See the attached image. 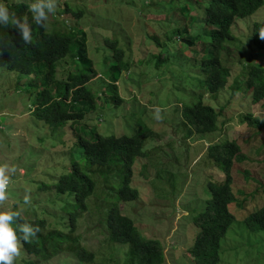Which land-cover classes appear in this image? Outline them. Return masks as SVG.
<instances>
[{"label":"rangeland","instance_id":"1","mask_svg":"<svg viewBox=\"0 0 264 264\" xmlns=\"http://www.w3.org/2000/svg\"><path fill=\"white\" fill-rule=\"evenodd\" d=\"M8 1L28 5V0ZM193 2L56 0V9L45 22L46 33L61 34L67 26L74 33L84 34L88 57L96 71V77L87 87L99 100L95 109L85 111L83 120L73 125L55 129L36 119V93L42 90V78L9 72L0 55V169L8 176L6 199L0 201V210L17 209L24 217L43 218L52 226L64 227L67 219H71L77 226L81 245L95 254L94 264L108 261L129 264L127 256L124 257L128 245L110 244L106 240L108 214L112 207L118 206L143 238L158 240L163 245V264H195L188 253L196 234L193 217L204 211L210 198L207 183L223 181L219 167L208 157L207 147L232 140L235 130L244 127L243 116L247 112L264 117V100L252 104L245 84L241 83L242 77L237 80L242 66L264 64V56L256 55L252 40L254 23L262 24L258 34L264 29V5L252 16L235 21L231 32L243 45L242 51L234 47L227 51L228 87L202 99L220 113L224 126L215 133L197 134L180 121L181 107L194 102L192 99L199 93L194 78L197 60L190 59L192 51L186 54L184 38L172 39L176 27L201 21L197 19L201 16ZM65 4L70 5L73 13L63 12ZM154 6L160 8L147 13ZM77 11L83 12L79 20L73 16ZM152 37L159 44L166 40L156 46ZM106 40L116 42L115 47L106 46ZM116 48L123 51V62L128 66L111 71V66L117 63L112 60ZM194 48L199 49L200 44L196 43ZM56 69L55 83L50 89L58 87L59 93L68 82L67 74L80 75L70 55L58 61ZM112 77L117 79L116 93L120 99L115 104L111 101L115 95L107 86ZM235 83L238 89L233 87ZM143 129L151 130V136L142 147L144 155L134 158L129 184L138 197L120 200L118 191L125 177L120 167L112 166L108 174L93 175L95 192L85 200V212L77 213L72 200L69 214H64L61 208L67 196L57 194L51 187L69 172L72 161H79L78 140L89 141L95 135L129 137ZM262 135L264 132L255 148L263 146ZM254 153L244 162V169L249 168L247 180L241 175L244 164L234 163L238 174L233 166L232 192L236 201L229 211L235 222L220 242L219 264H264L262 233H252L244 224L249 213L264 205V155L257 159L258 151ZM18 248L14 264L26 259L20 243ZM40 264L80 263L74 255L62 253Z\"/></svg>","mask_w":264,"mask_h":264},{"label":"trees","instance_id":"2","mask_svg":"<svg viewBox=\"0 0 264 264\" xmlns=\"http://www.w3.org/2000/svg\"><path fill=\"white\" fill-rule=\"evenodd\" d=\"M2 2L9 9L12 17L23 19L30 25V29L34 30L31 43L24 44L11 20L7 26H0V55L5 60V66L9 72L34 74L36 78H42V90L36 93L34 110L36 119L46 122L55 129L83 120L85 111L95 109L96 101L99 100V97H95L91 89L87 87L90 80L96 77V71L88 57L85 46L86 36L74 33L67 26L61 34L54 31L47 34L45 23L43 26L35 24L26 3L12 4L8 0H2ZM193 3L192 5H196L199 9L198 15L201 17L197 19L201 21L187 22L186 27L184 23L176 27L175 33H172L174 35L172 39L184 38V47L188 50L186 54L189 55L192 51L190 59L197 60L194 67L197 73L194 78L199 93L192 99L195 100L194 102L181 107L180 121L189 131L197 134L215 133L224 126L225 122H221V115L217 110L203 102V96H215L228 87L230 68L227 65V51L230 47L242 51L241 44L243 45V42H239L233 36L232 27L237 19L252 16L264 5V1L194 0ZM156 7L148 9L147 13H152ZM63 12L67 15L73 13L70 5L67 4ZM82 15V11L73 14L74 19L77 20L81 19ZM253 25L252 40L256 46V55L263 57L264 40L260 39L258 34L262 24L254 23ZM152 39V44L156 46L163 44L166 40L159 44L160 41L157 38L152 37ZM104 43L106 46L115 47L116 45V42L111 40H106ZM196 43L200 44L199 49L194 48ZM203 51L206 53L202 54ZM67 55H70L77 63L80 75L67 74L68 82L64 84V90L59 93L58 87L53 90L50 88L55 83L56 63ZM112 60L113 63L114 60L117 63L111 66V71L126 69L128 66L123 62V51L119 48L113 50ZM241 72L237 80L242 77L241 83L245 84L251 103L258 104L263 101L264 64L249 63L248 66L241 67ZM73 77L75 79L72 81ZM70 81L72 82L69 83ZM116 82L117 79L112 77L110 84L107 85L110 92L115 95L111 97L114 104L120 102L116 93ZM233 87L239 88L236 83ZM243 123L244 127L241 130H235L236 135L232 140L226 139L222 143H213L207 147L208 157L219 167L223 181L207 183L210 198L204 211L193 217L192 224L196 234L188 253L195 264H219L220 262V242L235 222V217L229 211V206L236 201L232 192L234 163L244 164L245 160L251 159V153L254 151L256 153L258 151L257 159L264 155V144L260 145L259 149L254 147L259 136L264 132V119L254 117L247 112L243 116ZM150 136L151 130L143 129L129 137L95 135L89 141L79 139L77 142L80 143L81 148L79 161H72L69 172L62 175L51 187L57 194L67 196L66 200H63L61 211L69 214L71 202L74 200L75 211L83 214L86 210L85 200L95 192L93 175L108 174L113 169L112 166L120 167L121 174L125 177L124 185L118 191L120 200H135L138 197L137 191L129 186L131 170L134 158L144 155L142 147ZM262 138L264 142V135ZM244 166L245 164L241 175L247 180L249 168L244 169ZM235 171L236 174L239 173L238 170L235 169ZM25 222L38 225L40 232L27 242L19 241L26 255V259L21 264H40L62 253L74 255L80 264L95 263V254L81 245L80 236L76 235L77 226L71 219L70 221L67 219L64 227L52 226L43 218L36 216L27 218L20 213V217L13 221L12 226L15 228L17 224ZM244 224L250 232L262 233L264 242V205L249 213L244 218ZM106 240L110 244L128 245L124 257L127 256L129 264H163L165 262L163 245L158 240L143 238L133 221L122 215L118 206L112 207L108 214ZM111 262L102 264H111ZM121 263L122 261L113 262V264Z\"/></svg>","mask_w":264,"mask_h":264},{"label":"clouds","instance_id":"3","mask_svg":"<svg viewBox=\"0 0 264 264\" xmlns=\"http://www.w3.org/2000/svg\"><path fill=\"white\" fill-rule=\"evenodd\" d=\"M28 9L31 11L32 19L37 25L43 26L48 20L50 13L56 9V0H28ZM11 23L15 26L20 40L24 44H30L32 34L30 25L23 19H16L10 15L9 9L0 0V26H7ZM259 38L264 40V29L259 32ZM159 110H157V119ZM264 119V117H262ZM8 176L4 170L0 169V201L6 199V187ZM25 203L28 199L25 198ZM20 217V212L16 210H0V264H14L15 258L19 254V241L27 242L40 232L38 225L30 223H20L13 228V221Z\"/></svg>","mask_w":264,"mask_h":264}]
</instances>
